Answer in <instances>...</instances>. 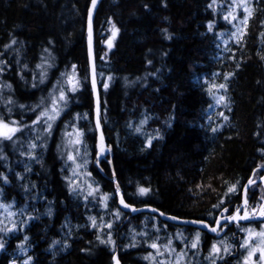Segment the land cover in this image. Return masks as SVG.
<instances>
[{"label":"trees","instance_id":"trees-1","mask_svg":"<svg viewBox=\"0 0 264 264\" xmlns=\"http://www.w3.org/2000/svg\"><path fill=\"white\" fill-rule=\"evenodd\" d=\"M90 4L91 0H0V60L7 61L0 79V117L30 126L16 134L15 145L0 140V149L7 156V160H0V172L10 181H0V202L13 203L17 210L27 205V217H33L23 232L15 231L6 240L0 264L12 260L22 264L24 257L17 245L25 236L29 237L27 254L33 258L32 264H112V246L96 240L97 234L106 238L109 230L98 233L90 216L113 223L115 253L122 264H150L144 256L154 251L148 246L151 238L160 244L172 240L186 251L188 264H206L204 257L211 245L226 235L236 249L228 255L221 252L223 259H217L216 264H238L241 226L225 224L212 236L196 228L169 224L157 214L124 213L115 195L113 172L127 202L137 207L150 205L181 219L213 225L218 217L231 215L242 205L249 179L264 175V169L257 168L264 164V156L259 154L264 148V60L260 58L264 56V0H253L242 41H232L224 52L220 34L234 28L223 19L225 7L212 4V0L101 1L94 20L96 59L99 71L105 74L100 80L101 123L112 155L99 165H91L92 174L100 182L98 190L83 200L76 193V185L72 186L75 191H69L72 163L67 159L70 149L64 133H73L75 125L95 156L97 132L87 43ZM209 22L212 31L208 30ZM112 25L118 32L109 48ZM162 29L167 30L168 39ZM15 46L20 53L12 51ZM65 70H73L69 73L80 83L75 92L70 91L67 107L50 133H45L43 121L37 125L32 121L50 104L51 84ZM218 73L221 81L225 74L232 75L226 90L229 105L224 109L228 120L213 133L207 113L213 98L203 78ZM9 99L13 103L7 104ZM42 100L43 105L36 108ZM77 114L79 118H75ZM143 119L147 123L141 132L155 136L158 130L162 137L153 139L150 147H145V138L135 132ZM40 130L36 141L44 145L41 161L18 180L16 173L21 174L31 164L20 152L26 151L30 132ZM231 185H236L235 191L227 193ZM25 186L29 191H24ZM138 187L149 192L141 196ZM105 194L114 197L100 212V197ZM221 199L227 212L213 208ZM263 199L262 184L247 191L250 211H258ZM49 206L51 216L47 214ZM117 210L118 219L114 216ZM70 223L77 224V229L71 231ZM180 228L182 237L176 231ZM197 231L201 237L194 250L187 245ZM146 233L149 239L143 236ZM53 240L61 243L50 250ZM64 241L69 245L66 249Z\"/></svg>","mask_w":264,"mask_h":264},{"label":"snow or ice","instance_id":"snow-or-ice-1","mask_svg":"<svg viewBox=\"0 0 264 264\" xmlns=\"http://www.w3.org/2000/svg\"><path fill=\"white\" fill-rule=\"evenodd\" d=\"M216 0H212V4H215ZM97 3V0H91V6L88 8V61H89V66H92V61H93V49H92V13H93V9L95 7ZM212 4L209 5V7H212ZM147 7V6H145ZM236 7H241L243 9L244 12V16L243 19L239 21L240 25H243L244 27L247 26L248 20L252 15V9L248 6L246 0H241L240 4H237ZM223 19H225L226 21H228L229 23H232L233 20H236L237 17L235 15H233V13L230 11L227 15H225L223 17ZM111 19H109V24H111ZM262 24H264V21L261 22ZM234 27H236V31L232 32V38L236 41V42H241L243 39V36L245 35V33L241 30L240 27H237L236 25H233ZM208 30L212 31V22H209L208 24ZM112 36L109 38L108 41V47L111 48L112 44H111V40L112 38L116 35V33L118 32V29H116L115 25H112ZM162 31L165 33V39H168V34H167V30L166 29H162ZM262 36H264V33H261ZM12 43H16L15 40L12 41ZM49 43H51V41H49ZM5 47H8L7 45ZM45 51H47V49H45ZM262 60H264V56L260 57ZM152 61H148V64H151ZM37 67H40V65H37ZM73 68H75V65H73ZM157 72H159L160 70L157 69ZM45 73L42 71L40 73L41 76V82H43V77H44ZM62 76L65 74H61ZM150 75L155 76L156 73H151ZM215 75V74H214ZM231 73L225 74L224 79L227 80L229 78V76H231ZM109 79H111V77H109ZM67 83L69 85V87L66 89L63 86H59L56 85L54 87H59V95H52L51 96V104L43 107L38 114H36V118L32 121V125H37L39 123H41L43 121V132L45 133H50L53 123L59 118L61 112L63 111L64 107H67V103H68V98L66 96V92L67 91H72L75 92L77 90V87L79 86V81L74 79L73 75H69L67 77ZM104 88L107 89L109 87V84L107 81L104 82L103 84ZM7 87H10V85H8ZM33 87H35V85H33ZM212 87H216L218 89H226L227 85L226 84H219V85H213L210 86L209 88V92L212 95V98L214 99L216 104H221L226 100V97L224 95H220V96H216L214 93L211 92V88ZM92 93L93 96L96 97V80H95V74H94V70H93V79H92ZM7 104H11L13 103V101H11V99H9L8 101H6ZM43 100L41 101L40 105H37L36 108H40L41 105H43ZM225 106L227 107V105L225 104ZM20 108H24L25 105H20ZM99 101L97 100V116L99 115ZM209 107H212V105H209ZM36 108H32L31 111L35 112ZM8 111L10 112L11 109H8ZM220 116L223 117V120H228V117L225 116L223 113H219ZM75 118H79V114H77V117ZM147 123V119H143L139 122L138 125L135 126V132L136 133H141L142 131V126L144 124ZM170 126V125H169ZM26 127H30L29 125H21L18 121L16 120H11V121H7L5 120V118L0 117V140L3 141H8L13 143L14 145L17 143V140L14 139V137H16L17 133H21L23 131L24 128ZM73 127V133H68L65 132L64 135L67 137H71L73 135H75V139H70V143L72 145L78 146L82 144V140L81 137L83 135V133L81 131H79L78 129H76L75 125H72ZM129 127H132L131 122L129 123ZM100 129H101V122L99 120V118H97L96 120V132L100 133ZM211 131L213 133L218 131V127H212ZM37 139H40L39 136H37ZM153 139H162L159 131L157 130V133L154 137L150 136L148 137V139L145 142V147H150L151 146V142ZM43 144L38 145L37 143L33 142V141H29L28 142V151L24 152L21 151L20 155L23 156H27L30 160H36L37 162H39L38 157L34 154L35 153V149H37V147H43ZM110 145H106L104 142V137L102 134L98 135L97 137V142H96V156H97V164L99 165L100 162V157L105 155L106 153H108L110 151ZM75 153V155H74ZM79 156L80 159L82 160V163H78L76 157ZM88 153L87 150L85 149L83 156H80V149L79 147H75L72 151H69L67 153V159L69 161L72 162V164L75 166V169H80V168H84L87 166L88 164V159H87ZM105 158H107L105 156ZM0 160H7V156L4 154L3 150L0 149ZM112 161L110 159H108V164L111 165ZM257 168L259 169H264V164H258ZM25 171H31V169L26 165L25 166ZM256 169L253 170V172L255 173ZM73 174H78L75 171L73 172ZM90 175V173H89ZM16 178L18 180L23 179L22 175L20 173H16ZM113 179L115 180V173L113 172ZM261 180H264V177H261ZM0 181H3L4 184H8L9 178L8 176L4 173V172H0ZM75 181H71L69 183V191L73 192L75 191V189L72 188V183H74ZM254 183L253 180L249 179V184ZM32 188H35L36 185L32 184L31 185ZM236 185H231L227 188V193H232L235 191ZM89 189H91L88 192L89 196L93 195V191H97V189H92V185H89ZM24 191L27 192L29 191V188L27 186H25ZM149 192L148 188L145 187H138L137 188V193L141 196L146 195ZM226 193V195H227ZM115 195L116 196H120V187L117 184L116 188H115ZM108 199V195L105 194L104 196L100 197V202L102 204L105 203V201ZM120 205L123 208H131L132 211H138V209L132 207L131 204L126 203L125 199L123 197L120 198L119 200ZM224 203V200L221 199L220 203L218 205H213V208H220L222 212H227L228 209L226 208H222V205ZM14 204L13 203H2L0 202V209H3L4 212L6 213V217L5 219H7L9 221V223H5V219H0V233H3L4 236H7L8 234L14 232V231H19L22 230L24 225L27 224L28 220L33 219V217L29 216L27 217L25 220H23L20 223H17L13 218L17 215L16 212L11 211V209L13 208ZM244 209H247L248 207V201L247 199L244 200L243 206ZM153 212L157 211L156 209H152ZM23 213V209L21 210V214ZM241 208L238 207L235 211L232 212L231 215L228 216H223L222 219L225 221V224L227 222H239L241 220H247L249 219V212L248 211H244L243 214L241 215ZM47 214L49 216H51L52 214V210L49 208ZM252 214L253 215H259L261 217H264V204H260L259 205V211H257L256 208L252 209ZM160 215H164V213H160ZM114 216L118 219L120 216V212L117 210L114 213ZM89 221L91 222V225L93 228L97 227V222L96 219L94 217H88ZM168 219H172V220H176L177 217L175 216H170L168 217ZM190 223L193 224H201L203 227L208 228L209 226L207 224H204V222L202 220H193L190 221ZM217 227H211L209 230L211 232L214 233H218V227L220 226V218L217 219L216 221ZM100 227L103 228H107L109 231L106 234V238H101V236L99 234H97L96 236V240L99 241L100 244H105V245H111L112 246V251H113V255H112V261L113 264H120L119 259L117 258V255L115 254V241L112 239V227H113V223L112 222H107L102 224ZM97 232L99 233V229L97 228ZM200 232L197 231L195 233V239L193 240V242L190 245H187L188 247L192 248V249H197L198 244L200 242ZM29 239L28 236L24 237V241H27ZM252 240H257L258 242L253 245L252 243H250V241ZM61 241L58 240H53L51 242V244L49 245V249H53V247L55 245L60 244ZM221 244H224L223 249H221L220 247H218V245L216 243H213L209 249V254L207 256L204 257L205 260H209L210 264H216V260L217 259H223V256L221 255V252L226 253V254H231L230 253V248L231 245L226 244L224 241L220 242ZM172 241L169 240L167 245H163L161 246L160 244H158L157 242L153 241L151 244H149L148 246L152 249L155 250V256L153 255V253H149L148 255H146L144 257L145 260H149V261H154L155 264H181L182 261H184V264H188V262L185 260V257L187 255L186 252H184L183 250H181L180 252H177L175 248L171 247ZM5 245H6V240L3 237H0V250H4L5 249ZM133 247H135V244L132 245ZM17 247L21 250V251H25L24 245L23 243L17 245ZM68 242L64 241L63 242V248H68ZM240 248H244L246 249V254L243 256V259L241 261V264H264V226L261 227V230L259 232H254L252 230H248V235L245 237L244 242L241 243L239 245ZM81 251H87L86 249H81ZM55 255V253H53ZM173 254H175V259L173 260L171 257L173 256ZM258 254V260H254L253 257L257 256ZM156 257H164L163 259H159L156 260ZM33 258L29 255L27 256L26 259L23 260L22 264H32ZM9 264H17L16 260H12L9 262Z\"/></svg>","mask_w":264,"mask_h":264},{"label":"rangeland","instance_id":"rangeland-1","mask_svg":"<svg viewBox=\"0 0 264 264\" xmlns=\"http://www.w3.org/2000/svg\"><path fill=\"white\" fill-rule=\"evenodd\" d=\"M240 2H241V0H225V2H223V3H218V2H215V3L220 8H223L224 9V7H225L224 16L227 15L231 11L233 13V15H235L237 17V19L236 20H233L231 24L236 25L237 27H240L241 30L244 32L245 27L243 25H240L239 24V21L243 19L244 12H243V9L241 7H236V5L237 4H240ZM246 2L248 4V6L253 10V0H246ZM242 14H243V16H241ZM233 28L234 29H233L232 32L236 31V27L233 26ZM232 32H230V33L227 32L225 34H223V33L220 34V40L222 42L221 50L223 52L228 50L229 45H230V43L232 41L236 42L232 38ZM95 38H96V36H95ZM12 51H15L16 53H20V48L18 46H15L14 48H12ZM8 56L9 57H12L11 52L8 53ZM6 65H7V61L6 60H0V79H1L2 75L4 74V69H5ZM101 67H106V66L105 65H101ZM69 72H74V71L73 70H65L63 72V74H65V75H63V76L61 75L62 73L61 74H58L60 76V78L58 77V79L53 84H51V87H50V90H49L52 95H56V96L59 95V87H54L56 85L63 86L66 89L69 87V85L67 83V77L69 75H73V74H70ZM104 75H105L104 72L99 71V77H100L101 80L104 78ZM218 76H219V73L216 74L213 78L204 77L203 78V81L206 82V85H207L208 90H209L210 86H213V85H219V84H222V83L227 85V88L226 89H218L216 87H212L211 88V92L214 93L216 96L224 95L226 97V100L223 103L219 104V105L216 104L215 101H214V99H213V105L207 111L209 124L212 127H218V130H219V129L222 128V125H223V123L225 121V120H223V117L219 115V113H223L226 116L224 109L227 108L228 105H229L228 100H227V96H226V90L229 87V79H230V76H229V78L227 80H225L224 77H223L222 78V81L219 79ZM75 78H77V76ZM69 94H70V91H67L66 92L67 98H68ZM50 104H51V102H50ZM225 104L227 105V107L225 106ZM63 111H64V109H63ZM79 131H81V130H79ZM41 132H42V130L30 132L29 137H28L29 138V141H33V142L37 143L38 145H40L36 140H37V135L40 134ZM139 134L142 135L145 138V142L148 139V137H150V136L154 137V135H148V134L143 133V132H141ZM75 138H76L75 135H73L71 137H67V140L66 141H67L68 148L70 149L69 151H72L75 147H79V149H80V156H83V153H84V151L86 149L87 150V153H88L87 159H88L89 162H88V164H87L86 167L80 168V169H75V166L72 164L71 170H70V179H71V181H75L74 183H72V186L73 185H76V187H77L76 188L77 195L80 198H82L83 200H85V198L89 196L88 195V192L91 190V189H89V185H92V189H97L96 186L98 185V183L100 182V180L98 178H96L92 174V172H91V165L93 163V151H92L91 146H89L87 140L85 139L84 134L81 137V140H82V144L81 145L75 146V145H72L69 142L70 139H75ZM27 151H28V145L26 147V151L25 152H27ZM34 154L38 157L39 162H40L41 161V157H42L41 147H37V149H35V153ZM259 154L261 156H264V148H262L259 151ZM74 155H75V153H74ZM25 157H27V156L25 155ZM76 159H77V162L78 163H82V160L80 159L79 156H77ZM39 162H37L36 160H30V163L31 164H28L27 166L31 169L32 165H35V164H37ZM69 162H71V161H69ZM74 171L76 173H78V174H75L74 175L73 174ZM89 173H90V175H89ZM24 174H26V171L25 170L21 173V175L23 176ZM94 192L95 191H93V193ZM95 196H96V194H95ZM113 197L114 196L112 194H110L108 196V199L105 201V203L104 204L101 203L102 205H101V208H100V212H104L107 209L106 208L107 203H108L109 199L110 198H113ZM27 208L28 207L26 205L25 206V209H27ZM49 208L52 210L51 206H49ZM25 209H23V213L22 214H21V210L22 209L17 210L14 207L11 209V211L17 213V215L13 218L17 223H20V222H22L23 220H25L27 218V214H26L27 211ZM89 209H92V207L90 206ZM123 215H121L122 218L124 217ZM5 217H6V213L2 209V211L0 212V219H5ZM95 219H96V222H97L96 229L98 228L99 229V232L103 234L104 233V231H103L104 228L103 227H100V226L102 224H104V223H107V222H101L99 220V217H97ZM5 223L6 224L9 223V221L7 219H5ZM25 226H26V224L24 225L23 229L22 230H19L18 232H23V230L25 229ZM69 226H70L71 231H73L74 229H77V224L70 223ZM262 226H264V221L261 224H259V226L252 225V224H244V225H242L240 227V233H242V238H241L242 240H241L240 244L244 242L245 237L248 235V230H252L254 232H259L261 230V227ZM176 231L178 233L180 232L179 235L181 237L183 236L182 233H181L183 230L181 228L180 229H177ZM73 233L74 232H70V235L69 236H73ZM11 234H14L15 235L16 233L14 231V232L8 234L7 236H4L3 233H0V237H3L5 240H7V239H10L11 238L10 237ZM143 236L146 237V238H148V236H149V238H150V234L147 235V233L146 234H143ZM200 237H201V235H200ZM150 240L151 241H150L149 244H151L153 241H155L158 244H160L156 238H154V239L151 238ZM27 241H24L23 240L21 242L24 245L25 251H21L19 249V253H20V255H22L24 257V259L27 258V256H28L27 253L29 251V247L27 246ZM221 241H224L226 244L231 245L230 253H232L236 249V244L232 241L230 235H226V236L220 238L219 240H216V242H214V243H216L218 245V247H220L221 249H223L224 244H221L220 243ZM257 242H258L257 240L250 241V243H252L253 245H255ZM167 243L168 242H164L163 244H160V245L161 246L167 245ZM239 245H238V247H239ZM171 247L172 248H175L177 252H180L181 250H183V249L179 248V246H175L174 243H173V241H172ZM1 251L2 250H0V252ZM239 251L241 253V256L238 259V264H241V261L243 259V256L246 254V249L239 247ZM184 252H186V251H184ZM149 253H153V255L155 256V250L153 252H149ZM224 254L225 255H228L226 253H224ZM163 258L164 257H156V260L163 259ZM171 258L174 260L175 259V254H173V256ZM253 259L254 260H258V254H257V256L253 257ZM23 260L21 261V263L23 262ZM152 262L155 263L154 261H149L150 264ZM181 264H184V261H182ZM206 264H210V261L208 260V263H206Z\"/></svg>","mask_w":264,"mask_h":264},{"label":"water","instance_id":"water-1","mask_svg":"<svg viewBox=\"0 0 264 264\" xmlns=\"http://www.w3.org/2000/svg\"><path fill=\"white\" fill-rule=\"evenodd\" d=\"M102 0H97V3L93 9V13H92V49H93V61H92V66L90 67L89 66V78H90V85H91V88H92V79H93V70H94V74H95V80H96V97L93 96L94 98V124H95V127H96V120L97 118H99L100 122H101V112H102V104H101V96H100V90H99V73H98V68H97V59H96V38H95V28H94V20H95V15H96V11L100 5ZM91 6V5H90ZM87 33H88V22H87ZM87 43H88V36H87ZM89 62V61H88ZM97 100L99 101V104H100V107H99V115L97 116ZM102 134L103 137H104V142L106 145H108L107 141H106V138H105V135H104V132H103V127H102V123H101V129H100V133H97V137L98 135ZM97 142V141H96ZM111 147H110V151L108 153H106L105 155H103L104 157H108L110 156L111 154ZM264 177V176H263ZM251 180H253V176L251 178ZM115 182V187L116 185L118 184V182L116 181V179L114 180ZM255 182H261L263 185H264V180H261L258 179ZM254 183L252 184H249V182L247 183L244 191H243V201H242V205L240 206L241 208V215L243 214V212L246 210L248 211V209H244L242 206H243V203H244V200L247 199V191L248 189L251 187V185H253ZM119 185V184H118ZM123 197L124 198V195H122V193L120 192V196H117V201H118V206L120 207L121 210H123L124 212H128V213H131L132 215H135V214H138V213H142V212H148V213H152V214H157L159 215L164 221H166L167 223H176L178 225H188V226H192V227H197L198 229L202 230V231H205L211 235H215L216 233L214 232H211L209 229L211 227H217V224L215 223L213 226L210 225L209 223L204 222V224H207L209 227L208 228H205L203 227L201 224H193V223H190V221H193V220H182V219H179L177 218L176 220H172V219H168V217L172 216V215H166L164 214L163 216L160 215L161 211H159L158 209H156L155 207L153 206H144V207H137L136 205H132V207L138 209V211H132L131 208H123L120 203H119V200L120 198ZM125 199V198H124ZM125 202L126 203H129L126 201L125 199ZM130 204V203H129ZM264 204V203H263ZM152 209H156L157 211L153 212ZM249 212V211H248ZM228 216V215H227ZM223 216L221 217H218L220 218V226L218 227V231L220 230V228L225 224V221L222 219ZM217 218V219H218ZM264 220V217H261L259 215H253L252 213L249 212V219L247 220H241L239 222H227L226 224H229V223H234V224H239V223H252V222H260ZM217 221V220H216ZM117 255V258L119 259L118 257V253H116ZM120 261V260H119ZM120 264L121 261H120Z\"/></svg>","mask_w":264,"mask_h":264},{"label":"bare ground","instance_id":"bare-ground-1","mask_svg":"<svg viewBox=\"0 0 264 264\" xmlns=\"http://www.w3.org/2000/svg\"><path fill=\"white\" fill-rule=\"evenodd\" d=\"M91 5V4H90ZM97 68H98V64H97ZM98 70H99V68H98ZM99 90H100V81H99ZM100 96H101V91H100ZM101 104H102V98H101ZM111 149H112V146H111ZM111 155H112V150H111ZM105 157L104 156H101L99 159H100V162L104 159ZM95 159H96V161H95ZM99 162V163H100ZM93 163L95 164V165H98L97 164V156H96V152H95V156H93ZM116 179V178H115ZM114 180V179H113ZM253 181H256V179H253ZM262 184L261 182H255L253 185H255V184ZM253 185H251V187L253 186ZM263 185V184H262ZM119 187H120V185H119ZM250 187V188H251ZM263 187H264V185H263ZM120 192L122 193V195H123V191H122V189H121V187H120ZM117 197V196H116ZM264 203V202H263ZM262 203V204H263ZM146 206H148V205H146ZM138 207H144V206H138ZM142 213H148V212H142ZM152 214V213H151ZM227 216V215H226ZM255 216V215H254ZM176 217V216H175ZM177 218H179V217H177ZM179 219H181V218H179ZM182 220H187V219H182ZM164 221V220H163ZM164 222H166V221H164ZM206 222V221H205ZM208 223V222H207ZM215 223H216V221H215ZM214 223V224H215ZM169 224H173V225H177V226H181V227H192V226H188V225H178V224H176V223H169ZM210 224V223H209ZM213 224V225H214ZM230 224H234V223H230ZM210 225H212V224H210ZM212 225V226H213ZM236 225H239V226H242V225H244L243 223H239V224H236ZM224 226V225H223ZM222 226V227H223ZM221 227V228H222ZM192 228H196V229H198L197 227H192ZM198 230H200V229H198ZM200 231H202V230H200ZM203 232H205V231H203ZM207 233V232H206ZM209 234V233H208Z\"/></svg>","mask_w":264,"mask_h":264},{"label":"flooded vegetation","instance_id":"flooded-vegetation-1","mask_svg":"<svg viewBox=\"0 0 264 264\" xmlns=\"http://www.w3.org/2000/svg\"><path fill=\"white\" fill-rule=\"evenodd\" d=\"M94 164V163H93Z\"/></svg>","mask_w":264,"mask_h":264}]
</instances>
